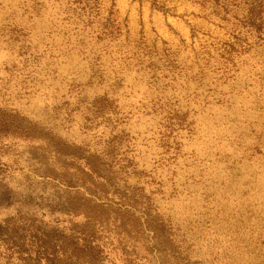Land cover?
<instances>
[{
  "label": "rangeland",
  "instance_id": "rangeland-1",
  "mask_svg": "<svg viewBox=\"0 0 264 264\" xmlns=\"http://www.w3.org/2000/svg\"><path fill=\"white\" fill-rule=\"evenodd\" d=\"M4 125L0 226L57 264H264V0H0ZM89 157L128 211L96 261L60 249Z\"/></svg>",
  "mask_w": 264,
  "mask_h": 264
},
{
  "label": "trees",
  "instance_id": "trees-1",
  "mask_svg": "<svg viewBox=\"0 0 264 264\" xmlns=\"http://www.w3.org/2000/svg\"><path fill=\"white\" fill-rule=\"evenodd\" d=\"M6 127L0 126V131H5ZM30 131L31 129H28L26 135H29ZM86 159L87 171H82L84 190H75L68 200L70 213L74 217L82 216L83 223L73 224L71 234L60 249L70 259L96 261L103 257L98 237L103 222H110L114 219L113 216L119 217V221L122 222L128 211L121 207L115 208L101 199L103 185H94L91 181L93 177H101L100 165L92 157ZM64 183L68 187L72 185L70 182ZM91 184L93 188L90 187ZM38 233L33 224L17 226L15 223H5L4 226H0V239L6 246L13 248L22 264H57L53 256L56 247L55 237L43 235L41 238Z\"/></svg>",
  "mask_w": 264,
  "mask_h": 264
}]
</instances>
